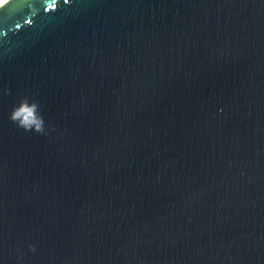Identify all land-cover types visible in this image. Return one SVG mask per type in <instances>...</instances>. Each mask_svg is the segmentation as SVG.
<instances>
[{
  "label": "water",
  "instance_id": "obj_1",
  "mask_svg": "<svg viewBox=\"0 0 264 264\" xmlns=\"http://www.w3.org/2000/svg\"><path fill=\"white\" fill-rule=\"evenodd\" d=\"M0 264H264V0L3 1Z\"/></svg>",
  "mask_w": 264,
  "mask_h": 264
},
{
  "label": "clouds",
  "instance_id": "obj_2",
  "mask_svg": "<svg viewBox=\"0 0 264 264\" xmlns=\"http://www.w3.org/2000/svg\"><path fill=\"white\" fill-rule=\"evenodd\" d=\"M3 3V0H0ZM23 115V119H19ZM10 119L22 127L25 131H33L37 133L44 132V120L39 114L38 105L27 102L21 103L15 107L10 113Z\"/></svg>",
  "mask_w": 264,
  "mask_h": 264
},
{
  "label": "bare ground",
  "instance_id": "obj_3",
  "mask_svg": "<svg viewBox=\"0 0 264 264\" xmlns=\"http://www.w3.org/2000/svg\"><path fill=\"white\" fill-rule=\"evenodd\" d=\"M3 1H5V0H3ZM1 4V3H0Z\"/></svg>",
  "mask_w": 264,
  "mask_h": 264
}]
</instances>
